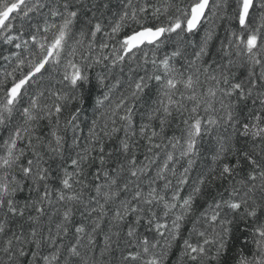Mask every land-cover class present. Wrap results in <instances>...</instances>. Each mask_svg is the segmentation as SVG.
Instances as JSON below:
<instances>
[{
	"label": "snow or ice",
	"instance_id": "snow-or-ice-1",
	"mask_svg": "<svg viewBox=\"0 0 264 264\" xmlns=\"http://www.w3.org/2000/svg\"><path fill=\"white\" fill-rule=\"evenodd\" d=\"M234 240L264 264V0H0V264Z\"/></svg>",
	"mask_w": 264,
	"mask_h": 264
},
{
	"label": "trees",
	"instance_id": "trees-1",
	"mask_svg": "<svg viewBox=\"0 0 264 264\" xmlns=\"http://www.w3.org/2000/svg\"><path fill=\"white\" fill-rule=\"evenodd\" d=\"M249 106H251L250 104H249ZM236 236H239L240 235V232L239 231H236ZM239 246V241H237V240H234L233 242H232V245H231V252L228 254V260H229V264H231V257H232V254L235 252V249H236V247H238Z\"/></svg>",
	"mask_w": 264,
	"mask_h": 264
}]
</instances>
